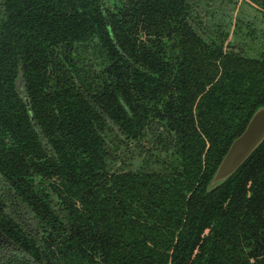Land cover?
<instances>
[{
  "label": "trees",
  "instance_id": "trees-1",
  "mask_svg": "<svg viewBox=\"0 0 264 264\" xmlns=\"http://www.w3.org/2000/svg\"><path fill=\"white\" fill-rule=\"evenodd\" d=\"M263 106L264 0H0V264H264Z\"/></svg>",
  "mask_w": 264,
  "mask_h": 264
},
{
  "label": "water",
  "instance_id": "water-1",
  "mask_svg": "<svg viewBox=\"0 0 264 264\" xmlns=\"http://www.w3.org/2000/svg\"><path fill=\"white\" fill-rule=\"evenodd\" d=\"M21 93L26 99L24 88L21 90ZM26 101L31 114V105L28 102V99H26ZM263 142L264 106L256 111L244 133L232 143L228 153L222 160L220 166L208 185V192L216 190L226 183L231 177H233ZM0 240L9 242V239L1 232Z\"/></svg>",
  "mask_w": 264,
  "mask_h": 264
},
{
  "label": "rangeland",
  "instance_id": "rangeland-1",
  "mask_svg": "<svg viewBox=\"0 0 264 264\" xmlns=\"http://www.w3.org/2000/svg\"><path fill=\"white\" fill-rule=\"evenodd\" d=\"M241 9H243L244 10V12L247 14H251V15H255V12L252 10V9H250V8H247L245 5H243L242 4V7H241ZM232 15H234V16H237V12L236 11H233L232 12ZM257 16V17H256ZM255 16V18H260V14H257ZM23 89V85L22 84H20V90H22ZM1 232V231H0ZM2 233V232H1Z\"/></svg>",
  "mask_w": 264,
  "mask_h": 264
},
{
  "label": "flooded vegetation",
  "instance_id": "flooded-vegetation-1",
  "mask_svg": "<svg viewBox=\"0 0 264 264\" xmlns=\"http://www.w3.org/2000/svg\"><path fill=\"white\" fill-rule=\"evenodd\" d=\"M7 237V236H6ZM8 238V237H7ZM9 239V238H8ZM16 246L12 240L9 239V242H4L0 240V250L15 249Z\"/></svg>",
  "mask_w": 264,
  "mask_h": 264
}]
</instances>
